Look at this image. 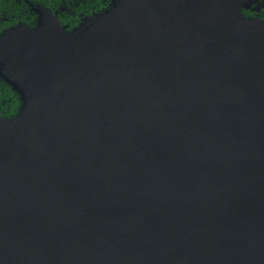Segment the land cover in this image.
Segmentation results:
<instances>
[{
    "label": "water",
    "instance_id": "95a60500",
    "mask_svg": "<svg viewBox=\"0 0 264 264\" xmlns=\"http://www.w3.org/2000/svg\"><path fill=\"white\" fill-rule=\"evenodd\" d=\"M249 0H115L0 37V264H264V24Z\"/></svg>",
    "mask_w": 264,
    "mask_h": 264
},
{
    "label": "trees",
    "instance_id": "16d2710c",
    "mask_svg": "<svg viewBox=\"0 0 264 264\" xmlns=\"http://www.w3.org/2000/svg\"><path fill=\"white\" fill-rule=\"evenodd\" d=\"M104 0H0V37L4 32L26 28L30 31L39 29V16L34 10H48L58 24L63 27V33L69 34L77 29L83 20L78 14L97 8H103ZM248 21L264 24V0H249L247 7L240 10ZM22 107L18 92L0 77V118L12 120Z\"/></svg>",
    "mask_w": 264,
    "mask_h": 264
},
{
    "label": "flooded vegetation",
    "instance_id": "af4514ba",
    "mask_svg": "<svg viewBox=\"0 0 264 264\" xmlns=\"http://www.w3.org/2000/svg\"><path fill=\"white\" fill-rule=\"evenodd\" d=\"M102 5H103V8H102V10L101 11H99L97 8H91L90 10H88V11H83V12H81L80 14H78V18L80 19V20H84L85 18H86V15H88V14H94V13H97V14H99V13H101V12H103L104 11V3H102Z\"/></svg>",
    "mask_w": 264,
    "mask_h": 264
},
{
    "label": "rangeland",
    "instance_id": "374dc122",
    "mask_svg": "<svg viewBox=\"0 0 264 264\" xmlns=\"http://www.w3.org/2000/svg\"><path fill=\"white\" fill-rule=\"evenodd\" d=\"M103 3H104V7H105L104 11H106V10H109L115 4V0H104ZM96 15H97V13L88 14V15H86V18H93Z\"/></svg>",
    "mask_w": 264,
    "mask_h": 264
}]
</instances>
